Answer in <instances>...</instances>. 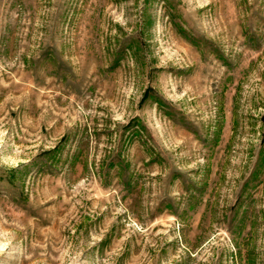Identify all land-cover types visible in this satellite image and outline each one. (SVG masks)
Instances as JSON below:
<instances>
[{
  "label": "rangeland",
  "instance_id": "rangeland-1",
  "mask_svg": "<svg viewBox=\"0 0 264 264\" xmlns=\"http://www.w3.org/2000/svg\"><path fill=\"white\" fill-rule=\"evenodd\" d=\"M0 264H264V0H0Z\"/></svg>",
  "mask_w": 264,
  "mask_h": 264
}]
</instances>
